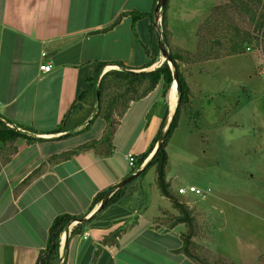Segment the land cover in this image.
Segmentation results:
<instances>
[{
    "label": "crops",
    "instance_id": "obj_1",
    "mask_svg": "<svg viewBox=\"0 0 264 264\" xmlns=\"http://www.w3.org/2000/svg\"><path fill=\"white\" fill-rule=\"evenodd\" d=\"M155 6L156 0H0V121L42 133L31 135L40 139L36 142H17L18 150L7 163L4 164L5 158L0 160V182L4 183L0 188V264H36L47 247L51 226L64 214L84 218L96 215L82 235L71 237L69 232L78 222L66 231L69 242L64 250V264H121L122 253L132 242L124 240L133 231V241L157 255L152 261L148 256L145 260L139 256L142 262L198 264L180 252L184 233L178 235L176 230L183 225L176 224L178 211L175 213L174 204L157 187L152 185L149 193L144 183H132L120 201L99 214L102 202L94 203L100 192L118 185L129 175L131 167L126 157L147 151L165 113L169 124L178 104L177 101L172 107L173 86L166 99L159 85L142 99L131 102L121 116H116V112L111 121L102 113L97 116L99 100L95 103L87 95L82 112L67 124L74 129L46 134L61 124L78 95L89 88L97 62L112 64L100 79L108 68H120L113 65L122 62L120 52L113 54L116 43L122 42L115 37L122 35L125 28L129 30L132 22L130 16L122 15L134 11L149 13ZM151 25L144 18L138 21V30L145 39ZM114 41L108 51V44ZM141 53L133 55L135 61L128 67L138 71L146 65L149 60ZM108 54L111 57L107 59ZM162 55L161 51L160 59ZM160 62L153 66L158 68ZM45 64L52 66L51 71H41ZM141 104L145 105L140 114L141 124L129 137H122L133 129L127 118L134 116ZM110 122H114V129L113 136L108 138ZM107 138L115 149L110 156V149L104 145L99 151L91 149L62 157L91 141ZM180 198L191 209L189 199L184 195ZM225 201L234 208L246 205L250 218L238 228L227 227L236 219L217 221L216 256L225 264H264V213L250 210V205H256V198L246 193L227 199L216 196L214 205L219 218L224 214ZM193 212L198 218V212ZM205 217L204 211L199 212L202 230ZM206 223L209 225V221ZM117 231L120 235L116 240L105 242ZM86 233L88 237L84 238ZM225 234L231 236L229 249L223 246ZM158 256L166 263L160 262Z\"/></svg>",
    "mask_w": 264,
    "mask_h": 264
},
{
    "label": "rangeland",
    "instance_id": "obj_2",
    "mask_svg": "<svg viewBox=\"0 0 264 264\" xmlns=\"http://www.w3.org/2000/svg\"><path fill=\"white\" fill-rule=\"evenodd\" d=\"M155 8L156 6L152 12ZM169 10L170 47L189 51L193 59H199L183 67L191 86L192 97L189 108L191 112L182 113L179 126L168 143L169 165L166 169V179L172 183L178 195L179 186L189 188L192 185L206 194V198L191 193L184 197L189 199L191 209L198 212V218L193 213L195 216L193 233H196L195 243L202 250L199 251V256L211 264H217L220 263V258L216 256L219 252L216 249L217 221L233 218L236 220L227 223V227L238 228L250 217L246 213V205L242 206L245 208L237 205L234 208L225 201L222 205L224 214L219 218V210L217 211L214 205L216 196L227 199L231 195L246 193L257 201L255 206L250 205L251 212L264 213V54L261 42L254 43L252 49L246 50L243 54L231 53L233 34L238 33L244 38L248 34L257 35L249 17L231 0H170ZM144 19L147 23H152L155 30L154 35L150 29L146 31L148 43L143 32L140 33L141 29L138 30V21L134 22L133 19L129 30L125 28L122 35L118 34L116 37L115 34L111 35L112 38L122 40L116 43L118 46L113 54L120 52L121 63L125 62L124 65L127 67L132 66L135 61L133 55L137 52H142L141 54L149 60L150 56L160 48L158 35L163 40L162 18L160 17L158 27H156L155 12L152 17L147 16ZM114 43L115 41L108 44V51ZM205 49L210 54L200 56ZM109 57L111 54L107 55V59ZM215 57L221 58L213 59ZM112 68L119 69L116 66ZM175 86L176 83L173 85L171 97ZM142 90L143 88L139 89L140 92ZM115 92L116 89L105 91L103 102L105 105L108 100L107 93ZM94 96L89 94L90 99H94ZM144 106L141 104L135 115L127 118V123L133 126V129L129 131L130 134L123 133L122 137H129L139 127L140 114ZM95 108L98 106L96 105ZM125 111L121 106L115 115L121 116ZM81 112L82 109H78L77 115ZM113 124L114 122H110L108 138L113 136ZM5 157L6 154L0 152V160ZM131 183H144L150 193L152 185L158 188L156 168L149 169L145 175ZM3 184L0 182V188ZM201 211L206 215L204 230L201 229L199 220ZM182 225L176 230L178 235L182 232H190L186 225ZM135 238L136 232L133 231L124 240V243L132 242L122 253L121 259L124 261L121 264L136 261L137 264H146L141 259L145 260L148 256L152 261L157 256L150 249L143 250L138 242L133 241ZM224 238L223 246L229 249L228 240L231 236L225 234ZM158 258L160 262L166 263L164 258L159 256ZM172 263L170 261V264Z\"/></svg>",
    "mask_w": 264,
    "mask_h": 264
},
{
    "label": "trees",
    "instance_id": "obj_3",
    "mask_svg": "<svg viewBox=\"0 0 264 264\" xmlns=\"http://www.w3.org/2000/svg\"><path fill=\"white\" fill-rule=\"evenodd\" d=\"M234 4H237L240 11L246 14L250 21L254 25V32L257 35H247L246 38L240 37L238 33L233 34V38L231 39V53L233 55L243 54L246 50H251L252 45L257 42H261V49L264 54V2L260 0H231ZM158 0H156V3ZM157 5V4H156ZM169 5L170 0H167L166 5L162 8L161 12V32L163 35V44L164 47L168 50L169 55L173 61V66L169 64L166 60L164 63L160 62L159 67L152 71H144L155 65L160 60L161 49L158 48L156 52L150 56L149 61L146 65L136 71V69L125 66L123 63H116L113 65H117L119 69H111L108 70L100 79V75L108 67L109 63L97 62L95 66V71L93 76L89 79L90 86L88 89L80 93L77 97L76 102L72 105L69 111L66 113L63 118L61 124L56 127L54 130L49 131L46 134H58L63 132H70L74 127L68 126L67 124H71L73 121V117L77 113L78 109H81V105L83 103V98L87 95H95L94 99L97 102L96 91H99V108L97 116L102 113V116L108 121L112 120L113 115L117 112L119 107H123L126 110L131 102L138 101L145 97L149 92L153 91L157 86L162 85L163 97L166 99L169 96L171 88L175 81V73L178 74V85L177 91V108L172 116L171 121L167 125V113H165L162 124L160 126L159 132L157 136L154 138L152 143L150 144L147 151L139 156H134V166L131 168V172L126 177H130L134 173L138 172L145 164V168L141 173V176L145 175L146 172L155 167L157 174V185L161 192V194L168 198L175 206L178 211V216L175 217L176 224H184L189 229L190 232L184 233L182 235L183 240V249L180 251L181 253L188 256L189 259L195 261L198 264H211L205 258L199 256L200 248L195 243V235L194 231L195 227V216L193 215V209H190L184 201L180 198V194L175 193L170 183L167 181L166 177V169L169 165V155L167 152V147L170 139L173 137L176 129L179 126V122L184 111L191 112V86L187 81V75L184 71V65L194 62L199 58L193 59L191 52L183 51L179 48L172 49L170 47L169 42ZM122 16H131L134 22L142 20L143 18L153 16V13H141V12H130L125 13ZM205 27V26H204ZM109 29H107L108 31ZM151 31L153 35L155 34L154 25H151ZM210 52L208 50H204L200 56H208ZM221 57H215L213 59H218ZM212 59V60H213ZM161 63H163L161 65ZM161 65V66H160ZM140 88H143L142 92L139 91ZM112 90L116 89L115 93H107L108 100L106 105H103L102 97L104 90ZM77 103H80L77 105ZM152 112L149 113V117ZM198 115V114H197ZM1 118V116H0ZM19 129H14L7 124H4L0 121V152L5 153L6 157L4 159V164L7 163L11 156L15 154L18 150L17 142L26 141L28 143L36 142L40 139L34 138L31 135L33 134H42L34 129H28L22 126H18ZM114 129V125L112 126ZM29 133V134H28ZM160 144V146H159ZM106 146L110 151L108 152V156H110L115 150L112 143L108 139L107 141H91L87 144H84L68 153L62 155L63 158H68L73 155H76L82 151L95 149L99 151L101 146ZM157 147L155 153L152 155L154 149ZM152 157L150 158V156ZM150 158V159H149ZM138 177V178H139ZM125 178V179H126ZM133 182V181H132ZM132 183L126 184L124 187L116 190V187L119 185L112 186L102 192H100L95 200V205L103 202V200L110 194L112 196L109 198L108 202L101 208V210L97 213H102L109 206L120 201L126 194L128 187ZM84 216L77 217L68 214L58 216L53 225L50 228L48 244L45 250L41 251L39 258L36 264H60L61 258V242L63 234L69 229L70 225L76 220L83 219ZM96 215L90 218L86 223L77 224L71 231V237L79 236L83 234L85 227L94 221ZM120 231L113 233L111 236L107 238L105 242L113 239L116 240L119 237ZM69 242V240H68ZM67 242V243H68ZM64 264V262H63ZM216 264V263H213ZM217 264H225L224 261L220 259V263Z\"/></svg>",
    "mask_w": 264,
    "mask_h": 264
},
{
    "label": "water",
    "instance_id": "obj_4",
    "mask_svg": "<svg viewBox=\"0 0 264 264\" xmlns=\"http://www.w3.org/2000/svg\"><path fill=\"white\" fill-rule=\"evenodd\" d=\"M167 3V0H158L157 2V5H156V8H155V18H156V27L159 26V22H160V17H161V12H162V8L166 5ZM159 45H160V49L165 57V61L167 60L169 62V64L171 66H173V61L169 55V52L168 50L164 47V44L161 40V38L159 37ZM164 61V62H165ZM145 71V70H144ZM174 83H176L178 85V74L175 73V81ZM174 85V84H173ZM97 99L99 100V91H97ZM160 146V144H159ZM151 158V157H150ZM146 164L136 173H134L133 175H131L130 177L124 179L122 182L119 183V185L116 187V190L117 189H120L121 187H124L126 184L128 183H131L133 180H135L136 178H138L141 173L143 172L144 168H145ZM112 196V194L108 195L102 202L101 204V208L108 202L109 198ZM101 208L98 210L100 211ZM90 218H83L81 220H76L75 222H78L79 223H86ZM71 226V225H70ZM72 227V226H71ZM68 233L66 232L63 237H62V242H61V252L64 253V250H65V246L68 242ZM62 264V263H61Z\"/></svg>",
    "mask_w": 264,
    "mask_h": 264
},
{
    "label": "built area",
    "instance_id": "obj_5",
    "mask_svg": "<svg viewBox=\"0 0 264 264\" xmlns=\"http://www.w3.org/2000/svg\"><path fill=\"white\" fill-rule=\"evenodd\" d=\"M262 1H264V0H262ZM51 68H52V66L49 65V64L41 65V67H40L41 71H43V72H49V71H51ZM7 125H9L10 127L14 128V129H19V128H17L16 126H14L12 124L7 123ZM126 159L129 161V165L132 168L134 166V156L133 155H128L126 157ZM178 193L180 195H187L188 193H191V194H196V195L202 196L203 198H206V194H204L203 191H201L200 189H198L195 186H190L189 188L180 187L178 189ZM74 223H76V222H74ZM71 231L72 230H70L69 232L71 233ZM83 237L87 238L88 234L87 233L84 234ZM62 255H64V254H62V252H61V258H62L61 262L63 264L64 258L62 257Z\"/></svg>",
    "mask_w": 264,
    "mask_h": 264
},
{
    "label": "bare ground",
    "instance_id": "obj_6",
    "mask_svg": "<svg viewBox=\"0 0 264 264\" xmlns=\"http://www.w3.org/2000/svg\"><path fill=\"white\" fill-rule=\"evenodd\" d=\"M163 57H164V55H163ZM165 58V57H164ZM164 58H161V62H163L164 63ZM162 63V64H163ZM112 67H115V66H112ZM153 68H157V66H153V67H151V69H153ZM108 69H114V68H108ZM146 71V70H145ZM177 85V84H176ZM176 93H177V87L175 86V89L173 90V92H172V97H171V100H172V107H175L176 106V104H177V101H176Z\"/></svg>",
    "mask_w": 264,
    "mask_h": 264
},
{
    "label": "clouds",
    "instance_id": "obj_7",
    "mask_svg": "<svg viewBox=\"0 0 264 264\" xmlns=\"http://www.w3.org/2000/svg\"><path fill=\"white\" fill-rule=\"evenodd\" d=\"M73 223H74V222H73ZM73 223H72V224H73ZM65 233H66V232H65ZM65 233H64V234H65ZM64 234H63V235H64ZM62 237H63V236H62ZM61 246H62V245H61Z\"/></svg>",
    "mask_w": 264,
    "mask_h": 264
}]
</instances>
